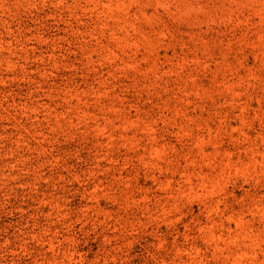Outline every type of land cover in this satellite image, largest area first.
<instances>
[{
    "label": "rangeland",
    "instance_id": "rangeland-1",
    "mask_svg": "<svg viewBox=\"0 0 264 264\" xmlns=\"http://www.w3.org/2000/svg\"><path fill=\"white\" fill-rule=\"evenodd\" d=\"M0 264H264V0H0Z\"/></svg>",
    "mask_w": 264,
    "mask_h": 264
}]
</instances>
